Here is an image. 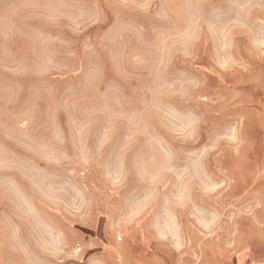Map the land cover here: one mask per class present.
I'll return each mask as SVG.
<instances>
[{
	"label": "rangeland",
	"instance_id": "374dc122",
	"mask_svg": "<svg viewBox=\"0 0 264 264\" xmlns=\"http://www.w3.org/2000/svg\"><path fill=\"white\" fill-rule=\"evenodd\" d=\"M264 259V0H0V264Z\"/></svg>",
	"mask_w": 264,
	"mask_h": 264
},
{
	"label": "crops",
	"instance_id": "0c3cea01",
	"mask_svg": "<svg viewBox=\"0 0 264 264\" xmlns=\"http://www.w3.org/2000/svg\"><path fill=\"white\" fill-rule=\"evenodd\" d=\"M250 264H264V259L263 260H258V261L252 262Z\"/></svg>",
	"mask_w": 264,
	"mask_h": 264
}]
</instances>
